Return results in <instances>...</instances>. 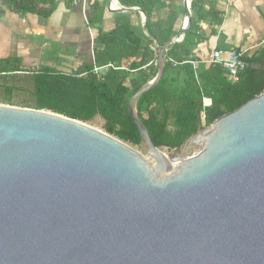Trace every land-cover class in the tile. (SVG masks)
I'll list each match as a JSON object with an SVG mask.
<instances>
[{
  "label": "water",
  "instance_id": "obj_1",
  "mask_svg": "<svg viewBox=\"0 0 264 264\" xmlns=\"http://www.w3.org/2000/svg\"><path fill=\"white\" fill-rule=\"evenodd\" d=\"M190 5L128 104L143 153L86 122L0 103V264H264V92L177 156L137 114L191 25Z\"/></svg>",
  "mask_w": 264,
  "mask_h": 264
},
{
  "label": "trees",
  "instance_id": "obj_2",
  "mask_svg": "<svg viewBox=\"0 0 264 264\" xmlns=\"http://www.w3.org/2000/svg\"><path fill=\"white\" fill-rule=\"evenodd\" d=\"M8 1L21 12L42 17H47L54 5V0ZM118 1L124 7L138 9L115 11L113 26L104 29L102 7L90 0L88 23L97 32L93 48L95 63L102 66L112 62L121 69L109 67L102 79L93 73L79 77L77 72L65 74L51 69L18 76V61L7 60L3 65L0 62V72L5 73L0 77V101L13 104L15 91L20 90V84H27L35 109L50 110L86 123L99 117L104 121L106 133L140 147V135L129 116L128 104L132 95L156 76L159 48L180 32L185 16L184 0ZM190 7L191 25L184 38L165 51L162 78L136 104L141 122L159 148L178 149L202 128L200 111L204 96L211 99V105L205 109V124L210 125L264 92V67L255 68L253 63L258 60L251 57H245L248 65L237 82L229 81L226 70L219 65L194 66L192 62L197 57L192 53L202 41L199 22L208 20L213 26L219 25L222 16L212 1L208 10L204 9V0H191ZM140 10L146 15L145 27ZM154 43L157 47L152 49ZM85 68L89 71L92 66Z\"/></svg>",
  "mask_w": 264,
  "mask_h": 264
},
{
  "label": "crops",
  "instance_id": "obj_3",
  "mask_svg": "<svg viewBox=\"0 0 264 264\" xmlns=\"http://www.w3.org/2000/svg\"><path fill=\"white\" fill-rule=\"evenodd\" d=\"M31 1L40 3L49 0ZM95 1L102 7V27L111 28L116 8L124 6L119 1L114 5L113 0ZM211 1L221 13L222 21L215 26L208 20L199 22L202 41L192 53L197 57V60L192 62L194 66L209 64L212 49L218 48L223 51H244L245 57L258 60L253 63L255 68L263 69L264 0H204V9L208 10ZM110 5L115 7L114 10L110 9ZM89 15L90 9L87 17ZM213 27L215 34L211 35ZM96 33V29L90 27L88 20L86 22L80 7L73 5L71 0H54L52 11L47 17L21 12L8 0H0V62L3 65L7 60L18 61V76L45 69L65 74L77 72V76L93 73V66H98L93 50ZM152 46L157 45L154 43ZM89 64L92 68L88 71L85 67ZM108 64L115 66L114 69L122 68L112 62L102 66ZM105 73L102 76L93 74L97 79H102ZM0 74L2 77L5 73Z\"/></svg>",
  "mask_w": 264,
  "mask_h": 264
},
{
  "label": "built area",
  "instance_id": "obj_4",
  "mask_svg": "<svg viewBox=\"0 0 264 264\" xmlns=\"http://www.w3.org/2000/svg\"><path fill=\"white\" fill-rule=\"evenodd\" d=\"M71 1L73 5L80 7L81 12L87 22L88 20L87 13L90 7V0H71ZM110 8L113 9L114 6L110 5ZM156 47L157 46H152V49ZM209 62L224 68L227 72L228 79L231 82H237L239 80L240 73L248 65L245 60V52L237 49L223 51L218 48H213L210 53ZM108 67L114 68L115 66H113L112 64H108L106 66L94 65L91 72L97 74L98 76H102L106 72ZM82 75L84 74H79V76ZM210 105H211V99L204 96L202 98V109L200 111V120H201L202 128L208 126L205 124V120H206L205 109Z\"/></svg>",
  "mask_w": 264,
  "mask_h": 264
},
{
  "label": "rangeland",
  "instance_id": "obj_5",
  "mask_svg": "<svg viewBox=\"0 0 264 264\" xmlns=\"http://www.w3.org/2000/svg\"><path fill=\"white\" fill-rule=\"evenodd\" d=\"M131 85H133V81H131ZM1 99H2V94L0 93V100ZM0 103L6 104V103H3L2 101H0ZM9 105H13L16 107L34 108L33 107V96L31 94L30 86L27 84H20V90L15 91V93H14L13 104H9ZM87 124H89L90 126H92L94 128H97L99 130L104 131V129H103L104 121L99 117H96L92 121L87 122ZM128 145L130 147H132L134 150L143 153L141 147L132 146L130 144H128ZM161 150L168 157L180 155L182 152L181 147L178 149H167L166 147H163V148H161Z\"/></svg>",
  "mask_w": 264,
  "mask_h": 264
}]
</instances>
